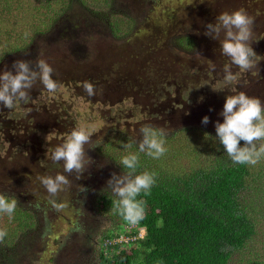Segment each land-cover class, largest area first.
<instances>
[{"label":"rangeland","instance_id":"obj_1","mask_svg":"<svg viewBox=\"0 0 264 264\" xmlns=\"http://www.w3.org/2000/svg\"><path fill=\"white\" fill-rule=\"evenodd\" d=\"M79 1L49 0L48 8L53 7L54 10L60 11L67 4H71V8L61 15L52 26L39 25L35 27V30L46 31L39 34L35 32L33 36L32 30L34 28H31L29 23L42 19L44 14L52 13V10H47L43 4L34 3L33 0L24 2L0 0V72L13 70L12 65L16 60L30 61L34 70L39 59H44L49 65H60L58 71L61 74L55 71L54 79L58 81V76H63V80L59 82L56 94L63 101L66 109V123L69 124L67 130H62L58 134H55V131H48L50 133L44 134L43 137L46 142L53 136L60 144L72 129L84 127L93 133L91 139L98 145L94 149L85 145L87 155L95 162L87 167L81 179L77 180L74 174L70 176L71 187L60 192L59 196L55 198L57 204H61L63 207L60 210L53 207L44 211L41 206L42 203L39 205L41 209L39 210V218L31 219L32 222H38L37 226L26 232V235L22 236L16 244L17 247L14 252L16 264H78V249L75 248V255L72 254L73 249L75 245H78V248L86 249L88 242L85 235L91 229L90 236L97 234L98 243L88 248L90 250L86 264H91L96 259L101 245L98 241L100 234L107 233L113 228L109 226L108 220L94 213L93 201L98 191L111 189L108 188L107 181L113 173L122 175L112 164L105 162L106 157L102 152V149L104 152L106 151V144H110L112 141L115 143L118 140L113 129L123 130L127 134L126 136L135 142L141 140L138 139L141 127L149 125L157 130L163 129L166 132L165 137H172L173 139L171 144H165L167 151L162 155L165 156V167L176 172V170H181L186 160L195 162L193 159L201 160L211 155L209 140H212L213 137L218 140L215 124L217 122L223 123V116L220 113L223 110L225 98L237 91L239 84L243 86L240 91L250 97H258L264 101V78L252 79L256 69L242 71L233 67L232 71L236 75V80L231 84H225L223 74H221L223 73L222 63L217 65L215 72L209 70L206 61L202 65L195 62L194 65L190 66L185 63L188 59L184 54L171 48L169 42L166 49L160 48L163 54L161 56L163 63L158 70V77L150 75V69L154 68L151 61L142 63L143 58L152 59L151 53H158L150 49V46L143 47L139 41H132V46L126 48L124 53L130 56L128 58L127 56L126 58L118 57L116 54L111 57L106 56L103 53L106 47V52H108L112 47L111 45L115 44L106 36L102 37L105 39V47L98 46L99 49H94L89 45L90 50L80 51L78 55V43L81 41V38L78 37V30H91L92 28L94 30L96 28L109 30L108 23L112 22L117 24L119 28L121 20L125 21L126 17H131L136 21V27L133 29L136 32L134 33L135 36L132 35V40H144L145 37L152 34L151 30H155L156 27L160 28L157 30L159 37L164 33V30L170 31V33L175 30H195L202 34L206 31L205 25L214 23L215 18L220 13H230L243 8L255 18L253 25L254 43L251 46L260 56L261 61L264 59V15L260 17V14L264 13V0H116L114 3L116 14H111V16L109 13L112 11L110 8L112 0H108V4H105V0ZM9 2L11 3L10 6ZM120 4L123 6H117ZM11 7L12 9L9 10ZM26 10L33 16L40 13H43V16L32 19V21L25 20L23 14ZM97 12L101 13L102 17L104 15L108 23L99 24L96 17L98 15L95 14ZM188 13L191 15L188 16ZM128 29L130 27L123 30ZM96 39L95 35L90 38L93 43H96ZM61 41L63 42L60 44ZM50 43L51 45H49ZM160 44L165 46V43L161 41ZM210 44L213 46L217 44L220 48L218 40L212 39ZM79 45L85 48L82 42ZM133 51H140L141 57L131 56ZM205 52L206 45L204 43L200 55L202 58L200 57L199 61L205 59L203 56ZM86 53H90L88 61L84 59ZM98 54L99 57L104 54V58L102 57L99 63L96 57ZM213 55L214 50L212 48L207 49V58L210 59ZM78 59L82 64L79 69L82 74L78 82L72 83L69 81L67 73L71 69H77ZM98 64H102L99 68L104 69L103 71L109 74V78L113 80L122 74L131 83L132 93L127 92L129 90L127 86L122 93L118 91L114 100L102 99L99 93L96 96L88 97L83 90V83L92 81ZM245 73L248 74L244 75ZM186 75L187 77L190 75V77L182 80L181 77ZM173 79L176 82H173ZM181 81L184 83L179 89L177 108L162 121H156V118L146 115V110L139 108L140 106L136 103L138 100V103L142 102L141 107L145 106L144 102L148 101L145 94L149 92L151 87L162 88L166 95H174L175 88ZM111 82L113 83V81ZM138 85H140L139 90L143 94L133 92L137 90L135 87ZM163 86L165 87L163 88ZM139 95L142 96V100L138 99ZM201 100L202 102L205 101V104L201 103ZM217 102H220V105H217ZM194 104L201 105L199 107L205 106L206 109L201 108L188 113L186 108ZM211 104L219 108L213 109ZM204 116L209 117L207 125L201 123ZM218 116L220 120L212 118ZM43 147H47L48 151L44 157L38 156L40 162L46 161L50 156V147L46 144ZM134 149L138 150L137 143L134 148L126 151L130 152ZM123 153L117 156L123 157ZM109 154L115 157V152L110 151ZM147 157L150 162L158 160L148 155ZM151 167L153 168L154 165L151 164ZM60 173H63L62 163ZM79 186L93 190L89 197L85 198L86 201L84 199L78 200V193L75 191L79 190ZM5 188L0 186V192ZM17 191V196L22 199L23 193H20L19 189ZM41 193L48 197L47 191L43 190ZM34 194L36 192L28 191L25 197L29 199ZM22 203L24 202L22 201ZM34 204L31 205L34 206ZM75 223L76 226L83 224L87 229L84 232L76 231ZM46 228H48L47 232ZM12 240L10 239V241ZM59 240H62L61 244L58 242ZM252 243H255L260 252H264V224L257 227L256 238ZM68 260L73 261V263Z\"/></svg>","mask_w":264,"mask_h":264},{"label":"trees","instance_id":"obj_2","mask_svg":"<svg viewBox=\"0 0 264 264\" xmlns=\"http://www.w3.org/2000/svg\"><path fill=\"white\" fill-rule=\"evenodd\" d=\"M33 1L52 10L44 16L43 13L33 16L27 10L24 12L25 20L29 21L43 16L29 23L34 28L33 36L35 32L46 31L35 30V27L52 26L71 8V4H67L57 11L48 8L49 0ZM105 1L108 4L111 0ZM114 25L117 30L129 28L124 20L119 28ZM177 42L187 44L188 49L193 44L187 37ZM172 142V137H165V144ZM209 142L211 155L201 160L193 159L195 162L186 160L176 172L165 167V156L150 162L146 153L139 154L137 174L145 171L157 174L149 194L142 192L137 197L146 202L144 219L135 223L136 228L144 230L142 239L128 245L106 244L131 223L113 212V201L118 197L112 191L101 190L103 192L96 194L93 211L108 220L113 229L100 234V250L91 264H264V252L252 243L257 227L264 224V156L256 165L235 164L216 138ZM128 143L133 144L132 148L136 145L129 138L118 137L115 143L106 144L103 152L106 162L122 174L127 170L120 164L122 156L117 155L128 154L124 147ZM262 143L264 140L256 142L258 147ZM240 146H244L243 141ZM110 151L115 152V157L110 156ZM37 216L38 211L23 209L21 204L11 217L0 213V229H7L6 237L0 241V264H16V244L37 226V221H31ZM86 229L83 224H78V231ZM91 230L85 235L86 248L93 245L97 237V234L90 236Z\"/></svg>","mask_w":264,"mask_h":264},{"label":"clouds","instance_id":"obj_3","mask_svg":"<svg viewBox=\"0 0 264 264\" xmlns=\"http://www.w3.org/2000/svg\"><path fill=\"white\" fill-rule=\"evenodd\" d=\"M254 22L255 18L241 8L230 13L222 12L215 18L214 23L205 25L204 35L218 40L221 55L229 60L222 69L225 84H231L236 80V75L232 71L233 66L242 71L256 69L259 74L261 58L251 46L254 43ZM196 54L201 57L199 53ZM204 60L209 70L215 72L216 63ZM12 69L14 71L0 72V104L4 108L11 110L18 104H29L32 99L31 90L38 81L49 93H55L59 87V82L54 79L55 70L44 59L37 61L35 70L27 60H16ZM83 90L88 97L96 96L99 91L95 84L88 81L83 83ZM28 111L30 112L31 109ZM220 115L223 116V123L217 122L215 131L226 155L235 164L256 165L264 156V143L259 147L256 144L257 141L264 140V101L258 97H250L242 91L237 92L225 98ZM201 123L207 125L209 117L204 116ZM140 132L142 139L135 142L138 151H130L121 158L120 164L127 171L122 175L113 173L107 181L108 188H111L112 193L118 197L113 201V212L132 224L144 219L146 202L137 197L142 192L144 195L149 194L157 175L155 172L147 171L137 174L139 154L146 153L153 159H159L167 151L166 132L163 129L157 130L146 125L140 129ZM92 136L93 133L84 127L72 129L66 139L51 150L52 164L59 166L62 163L63 173L37 177L48 193V203L57 210L63 205L57 204L55 198L60 192L71 187L69 177L75 174L77 180L81 179L87 167L94 162L85 151V145L90 149L98 146L91 139ZM240 141L244 142L243 147L240 146ZM124 147L131 149L133 144L128 143ZM79 190L87 191L82 186H79ZM17 206L18 201L15 196L9 197L0 193V213L11 217ZM6 235L7 229H0V241H3Z\"/></svg>","mask_w":264,"mask_h":264},{"label":"flooded vegetation","instance_id":"obj_4","mask_svg":"<svg viewBox=\"0 0 264 264\" xmlns=\"http://www.w3.org/2000/svg\"><path fill=\"white\" fill-rule=\"evenodd\" d=\"M116 0H112L111 2V14H116L114 3ZM117 6H123V4L117 5ZM98 16L97 21L99 24H106L108 23L105 19V16H101V13H95ZM191 15L188 13V16ZM264 13L260 14V17L263 16ZM101 18H100V17ZM104 20V23L102 21ZM94 22V21H93ZM95 23V22H94ZM125 24H127L130 29L128 30H117L114 23H108L109 30H99V29H91V30H78V37L81 38L80 43L82 42L85 46L83 48L78 43V55L80 51H82V48L86 51L90 50V46L94 49H99L98 46L105 47V39L102 37H109L111 39L112 44L111 48L108 52L106 50L103 52L106 56H113L116 54L118 57L127 58L130 57L127 53H124L126 48H129L132 46V41H139V43L143 47H149L153 51H155L158 54L151 53V58H143V62L151 61L152 66H154L153 69H150V75L157 76L159 75V69L161 68V65L163 63L162 59V53L160 48L166 49L168 42L171 44V48H174L175 50L179 51L181 54H184V56L188 59L186 64L192 66L196 63H200L201 65L204 63L205 60L199 61L200 57L197 56L196 53H199L201 55L202 52V46L205 43L206 45V52L203 53V56L207 60H211L212 62L216 63V65H220L221 63L224 65L226 63H229V60L227 57L222 56L220 53V48L217 44L215 46L210 44L211 38L208 36H205L204 33L196 32L195 30H175L173 33H170V31H165L161 34L159 37V32L157 30H160V28L156 27L155 30H151L152 34L148 35L144 38V40H132V35L136 32V21L133 20L131 17H126ZM97 24V23H96ZM99 24H97L99 26ZM101 36H100V35ZM92 35L96 36V43L91 42L90 38ZM135 36V35H134ZM187 37L189 38L193 44L190 45L189 49L186 46L187 44H178L177 40L180 38ZM160 41L165 43V46H162L160 44ZM175 41V42H174ZM63 41L60 42V44ZM145 43V44H143ZM59 44V45H60ZM148 44V45H147ZM51 45V43L49 44ZM90 45V46H89ZM212 48L214 50V55L212 58H207V49ZM90 53H86L85 61H88V56ZM101 55L99 57V54L96 56L97 61L99 63V60L102 59L104 56ZM131 56L135 57H141V52L133 51ZM104 58V57H103ZM80 60L78 59V66L77 69H71L68 71V78L69 81L72 83L78 82V79L81 77L82 72L79 71V67H81ZM102 64H98L95 68L96 73L95 76L92 78V83L95 84L98 88V93L100 94V98L108 100H114V98L117 96L118 91L122 93L123 89L128 86L127 92L132 93V90L130 88L129 81L122 75L119 74L117 79L113 80L112 78H109V74L104 72V69H100L99 66ZM260 65V71L259 74L255 71L252 75V79H260L261 77L264 78V59H262L259 62ZM58 74H61V72L58 71L59 64H53L50 65ZM156 67V69H155ZM235 67V66H233ZM200 68V67H199ZM14 71V70H12ZM117 71V69H116ZM101 72V73H100ZM111 72V71H110ZM214 74V73H213ZM223 74V73H221ZM248 73H245L246 75ZM171 78V76L169 75ZM190 75L181 77L182 80L188 79ZM58 82L63 80V76H58ZM113 81V83L111 82ZM173 82H176L175 79H173ZM182 83L184 81H181L180 84H178L175 88L174 95L165 94L164 89L162 88H150L149 92H147L146 102H144L145 106H142V102L137 104L140 106L139 108L146 110V115H149L150 117L156 118V121L168 117L169 114L174 112L175 108H177L178 104V98L180 93V88H182ZM166 86V84H164ZM154 86V85H152ZM163 86V88L165 87ZM137 90L133 91L135 94H143L140 89V85L135 87ZM243 88V86H240L239 89L232 93V95L236 94L237 92H241L240 89ZM127 93V94H128ZM98 95V94H97ZM248 95V94H247ZM31 101L27 105L18 104L13 109H7L4 108L2 104H0V186L6 187L3 189L0 193L5 194L6 196L12 197L15 196V198L18 201V204H21L23 209H33L38 211L39 218V205L42 203L43 210H50L53 206L48 203V197L46 194L41 193L43 190L46 191V189L41 185L40 181L37 179L38 175H55L57 172H60L61 164L59 166L53 165L50 159V156L47 158L46 161L40 162L39 157H44L46 151H48L47 147H43L44 144L48 145L50 147V154L51 150L58 145L57 141L53 136L51 139H49L47 142L45 138L43 137L44 134L50 133L48 131H55V134H58L62 130L68 129V124L66 123L65 119V107L63 104V101L59 99V95L55 93H49L42 84L39 83V81L36 83L35 87L31 90ZM138 99L142 100V96L139 95ZM135 100V99H134ZM104 101V100H103ZM136 101V100H135ZM201 103L205 104V101ZM217 105H220V102L216 103ZM215 104V105H216ZM183 105V104H182ZM201 105L194 104L190 106L189 108H186L189 112H193V110H199L201 108H205V106L199 107ZM213 107V109L219 108L214 105H210ZM209 107V106H207ZM215 107V108H214ZM31 109L29 112L28 110ZM141 109H139L141 111ZM178 114V113H177ZM189 115V114H187ZM142 128V127H141ZM140 128V129H141ZM156 129V128H154ZM114 132H116L117 137L120 138H129L126 136L127 134L124 133L123 130H116L113 129ZM140 136L138 139H142L141 132L139 133ZM110 138V137H109ZM130 139V138H129ZM131 140V139H130ZM132 142L135 141L131 140ZM105 146V145H104ZM102 152H104V149H102ZM27 153V155H26ZM39 156V157H38ZM95 162V160H93ZM106 162V160H105ZM107 163V162H106ZM96 172V171H95ZM75 175V174H74ZM101 175V173H100ZM97 183V182H95ZM17 189H19L20 193H23V198L21 199L19 196H17ZM21 189V190H20ZM111 191V189H109ZM108 189L104 191H109ZM28 191L36 192L32 197L29 199L25 197V194H28ZM93 190H87L86 192H80V190L75 191L78 193V200L84 199L86 197H89L90 192ZM103 192V191H98ZM28 199V200H27ZM22 201L24 203H22ZM35 203L34 206L31 204ZM27 204V205H26ZM76 231H78V225L76 226V223L74 224ZM97 237H95V241L93 244L98 243L96 240ZM58 240V239H57ZM60 244L62 243V240L58 241ZM75 248L78 249V264H86V258H89V250L88 248H78V245H75L72 254L75 255ZM69 258V257H68ZM69 262H72L71 260H68Z\"/></svg>","mask_w":264,"mask_h":264},{"label":"built area","instance_id":"obj_5","mask_svg":"<svg viewBox=\"0 0 264 264\" xmlns=\"http://www.w3.org/2000/svg\"><path fill=\"white\" fill-rule=\"evenodd\" d=\"M144 231L136 228L135 224H129L123 232L119 233L117 237L112 240L106 241V244H125L128 245L144 237Z\"/></svg>","mask_w":264,"mask_h":264},{"label":"water","instance_id":"obj_6","mask_svg":"<svg viewBox=\"0 0 264 264\" xmlns=\"http://www.w3.org/2000/svg\"><path fill=\"white\" fill-rule=\"evenodd\" d=\"M82 51H85L83 48H82ZM81 67H79L78 69H80ZM96 71V70H95ZM212 118H214V119H216V120H220L219 119V116L218 117H212Z\"/></svg>","mask_w":264,"mask_h":264}]
</instances>
